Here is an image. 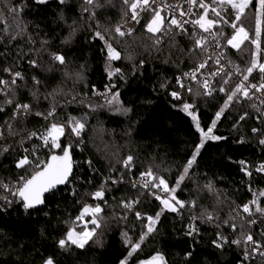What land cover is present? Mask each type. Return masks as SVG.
Returning <instances> with one entry per match:
<instances>
[{
    "label": "trees",
    "instance_id": "trees-1",
    "mask_svg": "<svg viewBox=\"0 0 264 264\" xmlns=\"http://www.w3.org/2000/svg\"><path fill=\"white\" fill-rule=\"evenodd\" d=\"M205 3L212 4V0ZM9 7L22 9L15 22ZM86 7L88 11H84ZM129 11L130 5L123 0H94L92 5L84 0H65L63 4L59 0H0V79H12L5 68L20 71L24 77L11 90L0 85L7 93L0 92V184L15 190L20 177L27 178L37 170L34 166L16 167L23 149L31 145L29 132L45 124L35 113H47L54 106L57 123L67 125L74 117L84 124L77 143L71 129H65L62 142L63 146L72 145L74 175L65 188L46 197L44 207L27 211L17 198L8 203L4 197L8 199L10 192L0 186V264H45L49 257L54 264H121L129 251L125 240L139 241L149 223L146 217H156L164 207L152 193L166 199L162 186L147 190L133 187L132 181L151 170L153 177H163L173 189L204 133V142L174 195L185 206L173 201L177 211H163L154 231L126 264H140L157 252L163 254L166 264H264V257L258 254L245 260L244 247L230 243L250 233L264 244V212L256 211L257 205L264 209V175L254 172L258 163H264V144L260 143L264 140V103L260 106L250 94L245 97L239 92L216 119L239 81L225 72L206 95L202 79L192 75L205 61L206 48L195 46L192 31L170 38L154 35L145 28L151 18L148 14L136 33L120 37L115 28ZM235 16L230 9L223 18L248 33L249 39L240 48L226 42L235 32L230 23H218L213 31L222 32L219 50L241 70L243 79L247 74L243 70L253 59L264 63V15L259 50L251 42L255 39L256 0L240 20ZM6 25L9 31L3 32ZM17 32L16 38L10 39ZM158 37L159 44L155 43ZM106 43L119 52V59L109 60ZM53 53L62 54L65 64L53 61ZM32 60L37 62L35 67L29 63ZM217 67L212 61L204 74ZM116 68L119 73L114 72ZM109 71L114 72L111 78ZM262 76L257 68L248 83L260 85ZM221 87L225 91L221 92ZM108 88L119 93L116 99L113 95L109 100L101 97ZM173 92L178 93L177 98ZM8 99L13 103H7ZM25 103L31 105L30 111L13 118L16 104ZM185 104L192 107L185 110ZM253 129L258 133L253 134ZM49 155L41 151L32 159L47 160ZM129 156L133 159L130 168H125L123 162ZM245 166L251 175L241 170ZM143 177L158 183L153 177ZM101 186L104 198L94 200L91 194ZM130 201L138 202L131 209L123 207L122 202ZM96 204L102 211L89 241L82 248L70 241L60 247L59 241L66 239L70 229L79 233L94 227L89 222L91 214L79 221L76 217L85 205ZM244 205L251 214L243 210ZM253 220L255 223H249ZM189 224H194L198 233L188 235ZM230 225H235V230ZM218 234L227 238L223 247L214 243Z\"/></svg>",
    "mask_w": 264,
    "mask_h": 264
},
{
    "label": "snow or ice",
    "instance_id": "snow-or-ice-1",
    "mask_svg": "<svg viewBox=\"0 0 264 264\" xmlns=\"http://www.w3.org/2000/svg\"><path fill=\"white\" fill-rule=\"evenodd\" d=\"M37 3H46L47 0H36ZM61 4L65 2V0H59ZM124 4L130 5V11L132 13L131 20L135 21L137 24L140 23V19H137L139 16V12H147L151 14V19L148 21V23L145 25L146 31L152 34L161 33L162 35L172 34L173 37L175 35H178L180 33L187 34L188 29L185 27V25L191 24L193 25V31L192 35L194 37V43L196 47L203 48L205 44L207 43L208 38L204 36H199L196 32V26H198L203 32L209 33L212 36L213 41L216 42V46L219 47L218 37L222 35V32L217 30V32L212 33L211 28L214 27L217 23H230V26L235 29L234 34L227 39V44L232 46L233 48H238L241 43H243L244 40L249 39L248 33L245 32L243 27H237L235 22H229L225 20L220 12L216 10V7H213L212 4H215L217 6H222L224 4H228L231 6V8L236 9V16L235 20H240L241 15L243 14L244 10L252 3V0H212V4L205 3V0H185V3H187L190 7L187 11H185L182 7L176 8V11H179V17H187V19H180L177 18L176 15H171L170 18L168 17H162L161 11L163 10L164 6L167 7H173L171 5H164L162 0L161 7H152L153 4L156 3V0H123ZM84 3L86 5H92L94 3V0H84ZM192 6H196L199 9H203L204 11L202 13L198 11H192ZM139 8V11L137 9ZM209 10H211L212 14L217 17L218 19H210L208 17ZM22 9L16 8V7H9L8 12L12 14L13 21L15 22L17 18L19 17L20 12ZM84 11H88V8L86 7ZM264 15V0H256V16H255V39H252V43L256 45L257 50H259V38L261 33V16ZM3 19V13L0 12V20ZM165 20H167V24L165 25ZM9 25H6L3 28V32L9 31ZM17 27H19V24L17 23ZM122 26H117L115 28L116 33L123 36L126 34L125 31L121 30ZM133 31V29H128L127 34H130ZM19 33H13L10 36V39H15L16 35ZM97 36H100L101 39L103 37L99 32L96 33ZM161 42V38H157L155 43L159 44ZM107 56L109 60H117L120 58L119 52H117L111 44H107ZM255 55V54H254ZM211 57H209L210 59ZM52 59L55 62H58L60 65L65 64V57L62 54L59 53H53ZM219 63V60L216 61ZM29 63L32 66H36V61L32 60L29 61ZM207 61L199 64L196 69L193 70L192 75L195 76V72L198 71L201 68L206 67ZM259 69L260 73H264V63L258 62L257 59H253L251 61V65L247 67L245 71L247 74L243 75V81H248L249 75L252 74V72L256 69ZM4 71L8 73L12 79L11 81L0 79V85L5 86L8 90H11L13 86L16 85L17 80H23V74L20 71L13 72L11 68H5ZM241 70L237 68V72H240ZM115 73H119L120 69L116 68L114 70ZM113 71L108 72L109 78L112 77L114 74ZM217 72L211 73V75L215 76L217 75ZM185 75H188V73H185ZM262 81H264V76H262ZM240 82L238 83L233 90H231L227 95V100L225 101V105L223 108H221L220 112H217L216 119H219L222 112L224 111V108L228 107L229 103L233 100L234 97L237 96V93L242 92L243 96L249 97V88H255L257 91H260L262 88H264V82H262L260 85H254L250 84L248 87H245L244 83ZM33 82L36 85H39L40 81L36 79V77H33ZM225 83L228 81L225 80ZM179 83V78H178ZM205 88H208V82H204ZM181 87L183 85L181 84ZM5 88H0V92H5ZM110 91V88L108 89ZM191 91V89H189ZM220 91L223 92L225 89L223 87L220 88ZM5 94H7L5 92ZM206 95L210 94V92H206ZM35 95V93H33ZM119 95V93L113 94V99H116V97ZM174 98L178 97V93L173 92L171 94ZM7 103L11 104L13 103L12 99H8L6 101ZM261 103H264V100L261 101ZM16 112H14L13 118H15L18 114H26L30 111L31 105L29 104H16ZM192 105L185 104L184 108L187 110L188 108H191ZM255 107V105H254ZM3 109L0 108V111ZM127 111V109H125ZM259 111V109H257ZM191 114V113H190ZM37 116L43 117L45 120H50V118L55 116V107L53 106L47 113H41L37 112L35 113ZM193 119L196 120V117L193 116ZM241 119H244L242 116ZM216 121H213L212 126H210L207 130L208 133L212 132V128L215 126ZM8 127L11 129V125L9 124ZM196 127L198 130H200L203 133V130L200 129L199 123H196ZM70 128L71 132L75 135L79 136L80 132L84 128V124L80 121L76 120L74 117L70 118L67 125L65 124H59L56 122L49 123V127L45 130L43 133H36L32 132L29 134L28 139H31L32 137H37L42 140L43 147H46L50 151V155L47 160H40L38 157L36 159H29V156L26 154L23 157H21L17 163V168H25V166L32 167L34 166L35 171L32 172L30 176L25 178L24 176L20 177V181L17 187H15V190L13 191L9 185L7 184H0L5 191L11 192L13 196H18L20 198V202L22 203L24 209H32L38 205H41L44 203L43 195L44 193L54 189L58 185H63L66 183H69V177L72 174V168H73V161L71 159V153L70 149L72 148V145L69 144L67 146H63L60 142V138L64 136L65 129ZM257 129H253V132H256ZM207 134H202L201 139V145L197 146L196 152L193 154V157L191 160L188 161V167L191 166L192 162L195 160L196 154L199 152L200 146H202L204 139L203 136H206ZM0 137H2V133H0ZM212 139H221V137H211ZM261 144H264V140L260 141ZM59 149V151L62 154H56V151ZM8 148L4 147L3 152H7ZM25 153H28V149L24 150ZM32 155L35 156V149H33ZM132 157L129 156L127 159L123 162L125 168H130ZM90 163V162H89ZM241 165H245L244 161L240 162ZM188 167H185L184 173L180 176V178L177 181V187L179 186L180 181L183 180L184 175L188 172ZM242 171H245L247 175H251L250 172L247 171L246 166L242 167ZM256 171H264V164H261L257 167ZM141 176H148L153 177V173L151 170H149L146 173H141ZM153 179L158 180V183H153L151 186L153 188H160L163 186V191L168 192L170 189L167 185V182L164 180L163 177H153ZM115 182V181H114ZM136 185L133 184V187ZM144 187H148V183H145L143 185ZM210 187V186H209ZM172 192L175 191V189H171ZM156 199L160 200L162 205L164 207L161 209L160 212L156 214V217L148 216L146 217L147 221L149 222L147 227V232H142L139 241H132L130 239L125 240L126 246H129L128 256L121 261V264H126L127 259L132 257L134 253H136L139 249L141 244L143 243L144 239L148 234H150L152 231H154V228L152 225L159 219L160 215L163 213V211L169 210L172 212L177 211V207L169 201V199H163L159 195H156L155 193H152ZM94 200H103L104 198V190L103 186H101L100 189L95 191L91 194ZM261 195H264V193H261ZM5 200H7L6 197H4ZM172 200L175 201L176 204L179 205V207L183 208L185 206V202L183 201H176L175 197H172ZM11 203V201H8ZM138 201H130V202H122L123 207L131 209L132 205L137 203ZM251 203L255 204L256 201H252ZM191 206H195V201L190 202ZM243 210L245 212H249L251 214L249 206L244 205ZM102 211V207L100 204H96L95 206L91 205H85L80 214L76 217V220H81L82 217L85 216V214H91L93 218L89 221L91 224L94 225V227L91 230H82L79 233H74L72 229L68 231L66 234V239H61L59 241L60 247H64L66 245L67 241H70L72 244L77 245L78 247H83L84 244L87 242L88 239L92 237V235L95 233V227H98L97 224V217L98 214ZM256 211L258 212H264V209H261L258 205L256 207ZM136 216L138 219H141V214L139 212L136 213ZM199 219V217H193V220ZM207 219L211 221L213 219L211 214H208ZM227 223V222H226ZM249 223H255V221H249ZM233 230H235V225H230ZM198 228L194 226V224H189V232L188 235H191L193 232L198 233ZM228 242L226 237H223L222 235L218 234L217 241H214L217 247H223V244ZM230 243L235 244L237 246H243L244 247V259L248 260L250 256L253 255H260L261 257H264V244H262L259 241L254 240L252 234H248L247 236L238 239L232 240ZM188 255H191V253H188ZM45 264H54V261L51 257H49ZM140 264H166L165 258L162 253H155L153 256H151L147 261H141Z\"/></svg>",
    "mask_w": 264,
    "mask_h": 264
},
{
    "label": "built area",
    "instance_id": "built-area-1",
    "mask_svg": "<svg viewBox=\"0 0 264 264\" xmlns=\"http://www.w3.org/2000/svg\"><path fill=\"white\" fill-rule=\"evenodd\" d=\"M151 2V0H150ZM163 4L164 5H171L173 7H167V6H164L163 7V10L161 11V14H163L165 17H168L170 18L171 15H176L177 18H180V19H187V17H179V11H176L175 9L176 8H180L182 7L185 11H187L189 9V5L187 3H185V0H163ZM162 5V0H156V3L152 5V7H161ZM232 9L235 11L236 13V10L231 8V7H218L216 6V10L218 12H220L221 16L223 17L224 15H227L228 14V11ZM137 11H139V8L137 9ZM192 11H198L201 13V9H199L198 7L196 6H192ZM149 13L147 12H143V11H140L139 12V16L137 17V19H140V23L137 24L135 21L131 20V11H129L128 13H126L118 26H122L121 30L122 31H125L126 34L123 35L122 37H127V36H130L134 33H136L139 29H140V26L142 25V23L144 22L145 20V17L146 15H148ZM211 16L214 17V15L212 14L211 10H209V13H208V17L211 19ZM218 25V23L211 28V32L214 33L213 29ZM185 27L188 29V31H193V25L191 24H188V25H185ZM128 29H133V31L130 33V34H127V30ZM196 32L199 36H204V37H207L208 40H207V43L205 44V48H206V51H205V56H206V59L205 61H207V65L206 67L204 68H201L199 69L198 73L195 75L196 76H199L201 79H202V82H203V87L204 89L207 91V92H210L211 89H212V86L214 85V81L216 79L219 78L220 75H222L223 73L225 72H228L230 74V76L234 77L236 80L240 82L243 81L242 77L239 75V72H237V68L232 66L224 57L223 55L221 54L220 50H219V47L216 46V42L213 41L212 39V36L209 34V33H205L203 32L198 26H196ZM184 33H180L178 34V36H183ZM121 36V35H120ZM176 36V35H175ZM163 37L165 38H170V37H173V35L170 33V34H167V35H163ZM209 57H211L209 59ZM219 60V63H217L216 61ZM204 61V62H205ZM214 61L215 64L218 66L216 68V70H214L213 72H217L218 74L213 76L211 74H204V70L207 69L210 65V63ZM212 72V73H213ZM195 78H192L191 81H193ZM180 80V79H179ZM207 81L208 82V88H205L204 86V82ZM245 87H248V85H250L248 83V81H243ZM109 89V88H108ZM106 90L102 95L101 97L105 100H109L111 98V96L115 93L111 88H110V91L109 90ZM249 94L254 97L260 104V106L263 104L261 103L262 100H264V89H261L260 91H257L256 89L254 88H249ZM45 121V124L41 127H39L38 129H33L29 132L32 133V132H36V133H43L45 132V130L49 127V123L50 121L51 122H56L55 118L52 117L50 118V120H44ZM57 123V122H56ZM258 131L256 132H253V134H257ZM28 134V136H29ZM72 137H73V140L75 143H77L79 137H81V132L79 134V136L75 135L74 133H72ZM31 145L30 147L28 148H24L23 149V152H22V157L24 155H28L29 156V159H32V152H33V149H35V156L36 157L38 155L39 152L41 151H47L48 153H50L49 149L46 148V147H43V142L41 139L37 138V137H32L31 139H29L28 141ZM60 142L61 144L63 145V142H62V137L60 138ZM25 149H28V153H25ZM56 151V154H60V151L59 149L55 150ZM51 154V153H50ZM261 164H264L262 162L258 163L256 166H255V169H254V172H257L259 174H262L264 175V171H256L257 167ZM145 183H148V187H144L143 185ZM133 184H135L136 186L135 187H141V188H144V189H147V190H150L152 189L153 187L151 186L152 185V182L150 180H148L147 178L145 177H139L137 180H134L132 181L131 185L133 186ZM18 186V185H17ZM14 191V190H13ZM17 198V201L19 204H22L20 202V198L18 196H13L11 194V192L9 193V196H8V201H12V199H16ZM9 203V202H8ZM28 211V210H27ZM251 260V259H249Z\"/></svg>",
    "mask_w": 264,
    "mask_h": 264
},
{
    "label": "water",
    "instance_id": "water-1",
    "mask_svg": "<svg viewBox=\"0 0 264 264\" xmlns=\"http://www.w3.org/2000/svg\"><path fill=\"white\" fill-rule=\"evenodd\" d=\"M70 153H71V159H72V161H73V168H72V174H71V176L69 177V181L72 180V177H73V175H74V159H73L72 149H70ZM69 183H70V182H69ZM69 183H66V184H63V185H58V186H56L54 189H52V190H50V191L44 193V195H43L44 203L41 204V205H38V206H36V207H34V208H32V209H27V210H28V211H32V210H37V209H40V208L44 207V205H45V199H46V197H47L49 194H51V193H53V192H55V191H57V190H59V189L65 188Z\"/></svg>",
    "mask_w": 264,
    "mask_h": 264
},
{
    "label": "rangeland",
    "instance_id": "rangeland-1",
    "mask_svg": "<svg viewBox=\"0 0 264 264\" xmlns=\"http://www.w3.org/2000/svg\"><path fill=\"white\" fill-rule=\"evenodd\" d=\"M222 6H223V7H231V6L228 5V4H224V5H222ZM222 6H218V7H222ZM214 7H215V6H214ZM235 10H236V9H235ZM161 16H162V17H165L163 14H161ZM150 19H151V18H150ZM150 19H149V20H150ZM147 23H148V22H147ZM117 34H118V33H117ZM118 36H120V35L118 34ZM120 37H122V36H120ZM244 41H245V40H244ZM244 41H243V43H244ZM243 43H241V44L239 45L238 48H240L241 45H242ZM258 43H259V41H258ZM254 45H255V44H254ZM229 46H230V45H229ZM231 47H232V46H231ZM255 47H256V46H255ZM256 48H257V47H256ZM212 129H213V128H212ZM185 175H186V174H185ZM185 175H184V178H185ZM184 178H183V179H184ZM177 188H178L177 186L174 187V189H175L174 192H172L171 190H169L168 192H165V194H166V199H169V201H170L171 203H173V201H174V200H172V197L175 195V192H176ZM162 189H163V186H162ZM174 197H175V196H174ZM157 223H158V221H156V222L152 225V227L155 228L156 225H157ZM87 230H91V229H87ZM146 232H147V228H146ZM148 235H149V234H148ZM148 235H147V236H148ZM147 236H146V237H147ZM144 240H145V239H144ZM88 241H89V239L87 240V242H88ZM87 242H86V243H87ZM86 243H85V244H86ZM85 244H84V245H85Z\"/></svg>",
    "mask_w": 264,
    "mask_h": 264
}]
</instances>
